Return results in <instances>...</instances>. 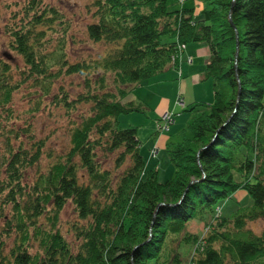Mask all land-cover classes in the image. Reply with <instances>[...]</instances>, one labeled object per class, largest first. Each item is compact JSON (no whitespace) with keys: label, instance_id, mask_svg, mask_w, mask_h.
<instances>
[{"label":"trees","instance_id":"obj_1","mask_svg":"<svg viewBox=\"0 0 264 264\" xmlns=\"http://www.w3.org/2000/svg\"><path fill=\"white\" fill-rule=\"evenodd\" d=\"M93 5L88 37L114 44L95 56L67 58L72 19L44 0H28L5 24L21 65L14 79L0 58V104L9 103L0 111V264H264V227H247L264 219V0ZM189 42L207 48L203 76L213 81V101L187 105L196 114L182 139L166 143L175 171L160 180L137 129L121 128L118 115L144 111L126 99L144 78L169 67L182 73ZM53 61L82 79L73 86L81 83L78 96L61 84L57 100L68 112L80 98L90 105L68 117L61 152L26 118L8 125L21 117L13 91L31 77L34 87L40 76L55 77ZM41 108L39 97L31 110ZM240 192L252 202L236 203ZM66 206L73 215L64 219ZM194 220L206 223V233L188 229Z\"/></svg>","mask_w":264,"mask_h":264},{"label":"rangeland","instance_id":"obj_2","mask_svg":"<svg viewBox=\"0 0 264 264\" xmlns=\"http://www.w3.org/2000/svg\"><path fill=\"white\" fill-rule=\"evenodd\" d=\"M28 0H0V58L8 60L11 65L10 73L14 74V79L19 77L18 68L21 65V58L18 54L9 50L8 39L4 31L5 24L10 20L14 11L22 7ZM50 4H54L65 11L66 15L70 14L73 26L69 30V34L73 36L68 45L66 44L65 52L66 56L70 60H74L81 57H87L88 55L95 56L103 50H107L109 47H113V43H105L103 41H94L90 39L86 33V22L89 15L94 8V0H44ZM16 2V4H14ZM178 5L177 3H175ZM89 12V13H88ZM162 39H170L169 35H164ZM188 44H192L189 42ZM184 44H180L181 46ZM68 46V47H67ZM183 51V50H182ZM11 53L15 54L14 56ZM189 49L183 51V57L186 58L189 55ZM182 57V58H183ZM182 73H179L175 67H169L160 71L150 77L144 78L138 86H136L126 97L134 98L135 103L144 107V111H128L120 113L118 115V124L121 128L135 127L137 129V136L140 140V150L146 161L151 155L153 157V163H149V166H155L158 169V179L163 180L174 174L175 167L168 158L164 146H161L159 153L153 151L156 150L155 143L162 135L167 136L168 141H177L182 139L187 122L193 118L196 111L191 109L187 110L188 104L194 102H209L213 101V81L209 77H203L202 73L205 66L204 58H195L192 63H188L186 60L180 62ZM59 68V69H58ZM52 76H40V80L36 81L35 86L30 85L32 77L26 82L20 83L13 91V100L11 107L15 114H20V119H12L8 122V125L14 124L18 127L25 121L34 123L38 135L45 136L50 135L48 138L49 146L54 151H64L66 146L64 143L69 141L68 128L71 126L68 119L69 116L76 118L80 112L87 113L90 107L88 102H85L81 98L78 99V107L74 110L67 111L61 101L57 100V93L61 92L60 85L63 84L64 88L70 92V88H74V84L82 82V79L77 74H67L61 68L58 62L53 61L49 65ZM50 75V74H49ZM72 86V87H71ZM40 89L47 90L46 92ZM82 90L81 83H79L73 92L74 96H78L77 92ZM41 98L42 107L39 111H32L31 106L35 103L37 98ZM124 102H126L124 100ZM134 103V104H135ZM7 104H0V111L8 107ZM169 108L163 112V110ZM28 109V110H26ZM2 112L0 121L5 115ZM21 111L23 113H21ZM162 117L169 123L167 128L160 129L155 123V119ZM162 124H165V121ZM187 130V128H186ZM187 136L190 135V131H186ZM153 151V152H152ZM114 156H109L105 161L108 163ZM119 172V171H116ZM235 202H241L243 205L252 202L250 195H245L240 192L237 193ZM240 198L239 200H237ZM230 207L237 206L228 201ZM236 206V207H235ZM227 213V211L225 212ZM228 214V213H227ZM73 215L72 209L66 206L62 212V218H71ZM247 227H250L255 232H260L264 227V219H258L254 221H248ZM188 229L197 233L198 235L206 233V223L199 220H194L189 223ZM191 246L184 245L180 249L184 260L187 261ZM185 261V262H186Z\"/></svg>","mask_w":264,"mask_h":264},{"label":"crops","instance_id":"obj_3","mask_svg":"<svg viewBox=\"0 0 264 264\" xmlns=\"http://www.w3.org/2000/svg\"><path fill=\"white\" fill-rule=\"evenodd\" d=\"M185 49H189V55H187V62L188 63H192L194 61V59L196 58H204L205 62L207 61V48L205 46V44L203 43H192V44H187ZM203 75V72H201ZM204 77V76H203ZM130 100H135L134 98H129ZM166 110H169V108L163 110V112H165ZM167 136L166 135H162L159 139H157V142L155 143L156 150L153 149V151L157 154L159 153L161 146H166L167 143ZM149 163H153L154 159L153 157L150 155L148 157Z\"/></svg>","mask_w":264,"mask_h":264}]
</instances>
